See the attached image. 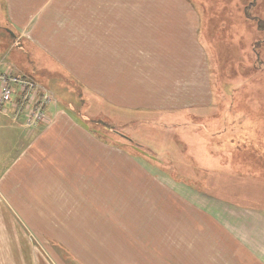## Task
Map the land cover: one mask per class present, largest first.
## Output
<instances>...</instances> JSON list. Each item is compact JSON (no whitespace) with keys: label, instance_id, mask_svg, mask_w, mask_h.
<instances>
[{"label":"crops","instance_id":"obj_1","mask_svg":"<svg viewBox=\"0 0 264 264\" xmlns=\"http://www.w3.org/2000/svg\"><path fill=\"white\" fill-rule=\"evenodd\" d=\"M126 5L119 1L116 14L109 6L105 20L91 17L89 29L77 30L82 20L70 18L67 34L58 24V0H0L1 21L32 45L37 77L51 87L59 77L76 82L86 102L116 116L112 121L141 129L208 110L213 96L198 18L147 23ZM99 25L101 32L93 27ZM174 40L179 52L164 54L163 42ZM0 62V72L19 75ZM28 107L16 96L0 105V264L9 263L2 259L5 237L17 255L19 225L62 244L77 264H264L261 214L219 203L240 196L248 205L249 195L180 192L170 180L175 185L167 188L151 163L131 153L133 145L100 139L64 99L45 107L39 126L26 123Z\"/></svg>","mask_w":264,"mask_h":264},{"label":"rangeland","instance_id":"obj_2","mask_svg":"<svg viewBox=\"0 0 264 264\" xmlns=\"http://www.w3.org/2000/svg\"><path fill=\"white\" fill-rule=\"evenodd\" d=\"M58 1V24L67 34L70 18L82 20V24L75 26L77 30H82V27L89 29L90 18L105 20L109 6L111 13L116 14L114 6L119 1L127 3V11L131 14L143 13L147 23H155L158 17L163 20L198 18L197 39L204 51L213 102L208 110L189 120L177 118L165 121L162 118L159 122L147 121L141 125L143 128L136 129V123L112 121L109 118L116 116L109 114L105 107L86 102V97L74 81L59 77L61 82L58 87L44 84L32 64V45L19 37L16 26H8L4 20L1 21V10L0 59H3L4 65H10L16 74L27 77L39 87L35 98L42 88L48 90L58 100L64 99L68 107L88 117L86 123L99 131L100 139L108 137L109 140L114 139L116 145H133L131 153L151 163L150 169L156 176L163 177L165 187L175 185L167 181L170 180L178 184L175 186L180 192L226 197L246 194L251 196H248L251 198L248 205L240 202L242 197L237 195L235 199L238 200L232 198L227 203H219L223 208L232 210L236 209L235 205L252 208L264 219V0ZM184 1L188 5L179 4ZM119 12L121 16V10ZM93 27L99 32L102 30L101 25ZM10 28L18 37L9 34L7 30ZM82 33L84 39H90ZM101 36L105 45V34ZM162 45L164 54L179 52L177 40L164 41ZM136 145L143 146V150L140 152ZM205 180L213 184H203ZM230 180H234V184ZM236 212L239 216L242 214ZM251 222L255 223L254 220ZM17 240L15 256L14 244L11 246L9 243L10 237L4 239L2 259L8 258V264H77L70 250L62 244L34 238L20 225ZM5 243L9 244L6 246Z\"/></svg>","mask_w":264,"mask_h":264},{"label":"built area","instance_id":"obj_3","mask_svg":"<svg viewBox=\"0 0 264 264\" xmlns=\"http://www.w3.org/2000/svg\"><path fill=\"white\" fill-rule=\"evenodd\" d=\"M24 76L12 74L6 70L0 72V105L11 102L14 96L26 106H29L27 117L28 125H38L44 120L45 107L53 103L55 98L48 90L41 89L35 98V91L39 87L33 82L24 79Z\"/></svg>","mask_w":264,"mask_h":264},{"label":"bare ground","instance_id":"obj_4","mask_svg":"<svg viewBox=\"0 0 264 264\" xmlns=\"http://www.w3.org/2000/svg\"><path fill=\"white\" fill-rule=\"evenodd\" d=\"M80 19V18H79ZM104 31V30H103ZM116 52V51H115ZM66 53V52H65ZM67 59V58H66ZM97 155V154H96ZM106 156V155H105ZM98 157V156H97ZM100 158V157H99ZM101 160V159H100ZM108 161H109V159H108ZM130 163V162H129ZM93 164V163H92ZM112 164V163H111ZM137 171V170H136ZM148 176V175H147ZM153 186V185H152ZM99 197V196H98ZM161 197V196H160ZM176 199V198H175ZM169 200V199H168ZM173 200V199H172ZM165 201V200H164ZM164 201H163V203H164ZM194 209H196V208H194ZM173 210V209H172ZM201 216V215H200ZM187 218V217H186ZM189 218V217H188ZM193 218V217H192ZM192 218H191V220H192ZM194 219V218H193ZM197 219V218H196ZM203 220H205V219H203ZM198 221V220H197ZM206 221V220H205ZM209 222V221H208ZM210 228V227H209ZM209 231V230H208ZM209 233V232H208ZM143 263V262H142Z\"/></svg>","mask_w":264,"mask_h":264}]
</instances>
